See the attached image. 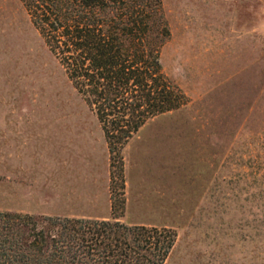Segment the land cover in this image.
Returning a JSON list of instances; mask_svg holds the SVG:
<instances>
[{
  "label": "rangeland",
  "instance_id": "rangeland-1",
  "mask_svg": "<svg viewBox=\"0 0 264 264\" xmlns=\"http://www.w3.org/2000/svg\"><path fill=\"white\" fill-rule=\"evenodd\" d=\"M186 96L109 153L20 0H0V210L166 226L163 264H264V0H161Z\"/></svg>",
  "mask_w": 264,
  "mask_h": 264
},
{
  "label": "trees",
  "instance_id": "trees-1",
  "mask_svg": "<svg viewBox=\"0 0 264 264\" xmlns=\"http://www.w3.org/2000/svg\"><path fill=\"white\" fill-rule=\"evenodd\" d=\"M72 88L94 114L109 153L149 119L186 102L165 75L161 0H20ZM166 226L0 210V264H163Z\"/></svg>",
  "mask_w": 264,
  "mask_h": 264
}]
</instances>
